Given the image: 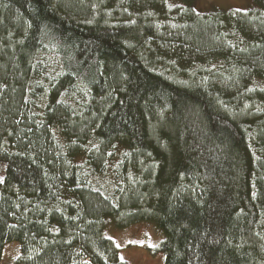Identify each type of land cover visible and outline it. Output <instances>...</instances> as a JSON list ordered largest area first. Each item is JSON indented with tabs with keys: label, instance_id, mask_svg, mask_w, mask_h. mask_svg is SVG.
Instances as JSON below:
<instances>
[{
	"label": "trees",
	"instance_id": "16d2710c",
	"mask_svg": "<svg viewBox=\"0 0 264 264\" xmlns=\"http://www.w3.org/2000/svg\"><path fill=\"white\" fill-rule=\"evenodd\" d=\"M0 0V264H264V0Z\"/></svg>",
	"mask_w": 264,
	"mask_h": 264
},
{
	"label": "rangeland",
	"instance_id": "374dc122",
	"mask_svg": "<svg viewBox=\"0 0 264 264\" xmlns=\"http://www.w3.org/2000/svg\"><path fill=\"white\" fill-rule=\"evenodd\" d=\"M254 0H197L196 8L201 13L212 10L248 11L254 8ZM106 236L120 252V258L129 264H164L165 255L158 251L164 239L163 232L153 223H141L125 229L107 227ZM19 255L17 243L6 246L2 264H12Z\"/></svg>",
	"mask_w": 264,
	"mask_h": 264
}]
</instances>
